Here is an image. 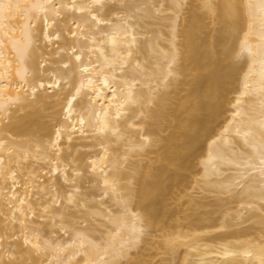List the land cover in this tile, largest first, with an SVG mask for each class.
I'll list each match as a JSON object with an SVG mask.
<instances>
[{
    "label": "bare ground",
    "instance_id": "obj_1",
    "mask_svg": "<svg viewBox=\"0 0 264 264\" xmlns=\"http://www.w3.org/2000/svg\"><path fill=\"white\" fill-rule=\"evenodd\" d=\"M0 264H264V0H0Z\"/></svg>",
    "mask_w": 264,
    "mask_h": 264
}]
</instances>
